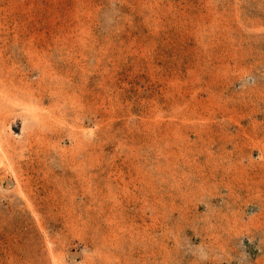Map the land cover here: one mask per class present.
I'll return each instance as SVG.
<instances>
[{
  "label": "rangeland",
  "instance_id": "374dc122",
  "mask_svg": "<svg viewBox=\"0 0 264 264\" xmlns=\"http://www.w3.org/2000/svg\"><path fill=\"white\" fill-rule=\"evenodd\" d=\"M0 146V264H264V0H0Z\"/></svg>",
  "mask_w": 264,
  "mask_h": 264
},
{
  "label": "bare ground",
  "instance_id": "6f19581e",
  "mask_svg": "<svg viewBox=\"0 0 264 264\" xmlns=\"http://www.w3.org/2000/svg\"><path fill=\"white\" fill-rule=\"evenodd\" d=\"M0 147H1V146H0ZM2 148H3V147H2ZM1 150H2V149H1ZM1 150H0V152H2ZM2 153H3V152H2ZM0 157H2V156L0 155ZM3 157H4V156H3ZM1 159L3 160V158H1ZM2 160H0V161H2Z\"/></svg>",
  "mask_w": 264,
  "mask_h": 264
}]
</instances>
